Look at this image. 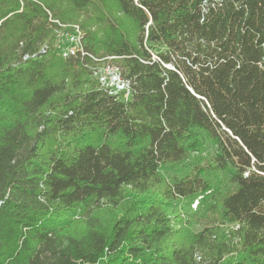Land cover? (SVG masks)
<instances>
[{
  "label": "trees",
  "instance_id": "1",
  "mask_svg": "<svg viewBox=\"0 0 264 264\" xmlns=\"http://www.w3.org/2000/svg\"><path fill=\"white\" fill-rule=\"evenodd\" d=\"M113 1L84 48L119 94L62 0H0V264H264V0ZM195 196L236 241L174 237Z\"/></svg>",
  "mask_w": 264,
  "mask_h": 264
},
{
  "label": "rangeland",
  "instance_id": "2",
  "mask_svg": "<svg viewBox=\"0 0 264 264\" xmlns=\"http://www.w3.org/2000/svg\"><path fill=\"white\" fill-rule=\"evenodd\" d=\"M62 8L68 14V23H60V29H57V38L55 40V48L58 52L64 56L66 45L68 43V35L80 34L83 37V44L85 40V31L101 32L106 29V22L103 20V14L105 10L114 9L113 0H90L87 2V6L83 7V3H76L74 0H62ZM85 28V29H83ZM113 58H103L97 62V66H104L107 63H113ZM116 64V63H113ZM53 72L56 73V77L62 74L59 66L55 64ZM53 73V74H54ZM93 80H96L94 75H91ZM169 172V171H168ZM168 175V174H167ZM165 175V176H167ZM204 203H201V200ZM213 201L206 199V196H195V198L181 199L179 203L173 204V211L175 215L172 217L174 222V237L180 236L184 241H189L194 234H198L204 227L215 228L213 229L220 237L236 241L237 234L235 233L240 227L239 224L227 223L222 220L218 213V207L213 205ZM100 214H104V211H99ZM111 213H113L111 211ZM77 215L75 219L79 218ZM217 239V238H213Z\"/></svg>",
  "mask_w": 264,
  "mask_h": 264
},
{
  "label": "built area",
  "instance_id": "3",
  "mask_svg": "<svg viewBox=\"0 0 264 264\" xmlns=\"http://www.w3.org/2000/svg\"><path fill=\"white\" fill-rule=\"evenodd\" d=\"M67 35L68 43L64 55L75 56L80 54L83 57H90L96 63L103 59L97 58L85 50L82 35L77 33H67ZM91 69L94 77L110 94H119L128 89L129 84L122 78L121 69L117 64L109 62L102 67L95 65ZM125 96L128 94L126 93Z\"/></svg>",
  "mask_w": 264,
  "mask_h": 264
}]
</instances>
